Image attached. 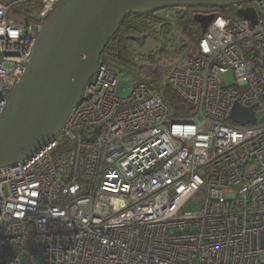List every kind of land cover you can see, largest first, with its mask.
<instances>
[{
	"label": "built area",
	"instance_id": "1",
	"mask_svg": "<svg viewBox=\"0 0 264 264\" xmlns=\"http://www.w3.org/2000/svg\"><path fill=\"white\" fill-rule=\"evenodd\" d=\"M60 2L0 0V116ZM231 6L256 21L215 14L184 67L128 95L101 55L61 130L0 168V264H264V0Z\"/></svg>",
	"mask_w": 264,
	"mask_h": 264
},
{
	"label": "water",
	"instance_id": "2",
	"mask_svg": "<svg viewBox=\"0 0 264 264\" xmlns=\"http://www.w3.org/2000/svg\"><path fill=\"white\" fill-rule=\"evenodd\" d=\"M249 1L253 0H61L43 25L27 72L6 94L8 104L0 116V168L24 161L61 130L123 16L168 7ZM254 10L249 7L237 13L255 22ZM214 18L215 14L194 15L202 33ZM4 55L0 52V62ZM230 119L254 123L256 113L236 102Z\"/></svg>",
	"mask_w": 264,
	"mask_h": 264
},
{
	"label": "rangeland",
	"instance_id": "3",
	"mask_svg": "<svg viewBox=\"0 0 264 264\" xmlns=\"http://www.w3.org/2000/svg\"><path fill=\"white\" fill-rule=\"evenodd\" d=\"M189 8L178 6L162 8L151 11L153 15L163 18L164 22L146 21V27L139 31H131L124 40L126 55L132 61L131 65L117 66L119 78V93L128 95L130 93V82L149 80L150 70L153 66H158L161 73L166 75L173 69L182 68L187 62L190 49L193 47L192 40L183 33L179 27V13ZM200 10L204 14H217L235 18L236 10L231 6H201ZM192 11V10H189ZM155 57L156 61L152 60ZM230 84L233 81V74L228 72L224 76ZM125 88V92L122 89ZM258 118L264 120V108L258 112ZM67 139L65 138L64 141ZM201 208L200 202H188L185 211H196Z\"/></svg>",
	"mask_w": 264,
	"mask_h": 264
},
{
	"label": "trees",
	"instance_id": "4",
	"mask_svg": "<svg viewBox=\"0 0 264 264\" xmlns=\"http://www.w3.org/2000/svg\"><path fill=\"white\" fill-rule=\"evenodd\" d=\"M189 8L188 10H185L182 13H179V27L182 28L183 33L192 40L193 47L189 50L190 54L193 53V50L196 48L199 37L202 35L201 27L199 26V23H197L194 20V13H200L201 10L197 6H183ZM171 8V7H168ZM192 10V11H189ZM124 19L117 28L118 30L113 35L111 41H109V44L105 48L102 55L108 58V60L115 66L114 63L116 61L117 66L121 67L120 65L128 66L131 65L132 61L129 59V57L126 55L124 40L129 38L128 36L131 31H139L142 30V28L146 27V21L152 20L154 22H164L165 20L163 18L157 17L153 15L152 12L147 13H129L125 16H123ZM153 61L155 60V57H152ZM122 65V66H123ZM116 67V66H115ZM123 68V67H121ZM150 78L148 81L152 84H156L160 78H161V70L156 65L153 66L150 70ZM165 96L166 99L170 101L174 108V112L177 116H182L183 113H186L190 111V108L188 105L184 102V100L181 99V97L169 86L165 87Z\"/></svg>",
	"mask_w": 264,
	"mask_h": 264
},
{
	"label": "flooded vegetation",
	"instance_id": "5",
	"mask_svg": "<svg viewBox=\"0 0 264 264\" xmlns=\"http://www.w3.org/2000/svg\"><path fill=\"white\" fill-rule=\"evenodd\" d=\"M200 13H201V14H204V13H202V12H200ZM200 13H199V14H200ZM194 14H196V13H194ZM197 23H198V22H197Z\"/></svg>",
	"mask_w": 264,
	"mask_h": 264
}]
</instances>
